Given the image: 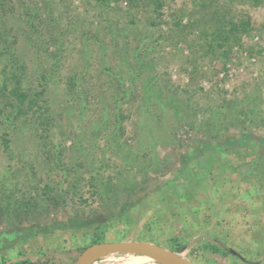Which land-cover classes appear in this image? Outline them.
<instances>
[{"label":"rangeland","instance_id":"1","mask_svg":"<svg viewBox=\"0 0 264 264\" xmlns=\"http://www.w3.org/2000/svg\"><path fill=\"white\" fill-rule=\"evenodd\" d=\"M2 1L0 263L73 264L96 228L264 264V0ZM219 17L250 22L226 56L201 36ZM10 70L32 107L2 91Z\"/></svg>","mask_w":264,"mask_h":264},{"label":"trees","instance_id":"2","mask_svg":"<svg viewBox=\"0 0 264 264\" xmlns=\"http://www.w3.org/2000/svg\"><path fill=\"white\" fill-rule=\"evenodd\" d=\"M97 1H103L105 3H109L111 0H97ZM153 1L155 5V11L157 12V16L161 15L159 13V10L163 6L162 0H150ZM128 2L132 5L135 0H128ZM213 0H199L196 2L199 9H197L198 12H202V10H209L212 8ZM3 4V1L0 0V6ZM129 22L133 23L132 19H129ZM214 26L212 30H209L208 25L206 24L203 28V31H201V36L205 37L207 39L208 43V49H210V52H214L215 50H220V54L222 56H226L228 53V50L226 49V44L228 41L237 42L239 40V34L247 32L250 28V22L248 19H240L239 21H232L228 19H222L217 18L214 23H212ZM1 38V37H0ZM1 43V39H0ZM4 44V41H2ZM1 46L0 53L2 54L5 50L8 52H11V49L8 48V45ZM11 68H18V70H23L25 68L22 61L18 58L13 57L11 63ZM9 82H11L12 85L9 86ZM2 91H8V95L13 99V101L18 104L19 106H24L26 108L32 107L35 103L32 98H29V95L26 91H24L21 87V76L16 71L10 70L9 75H7L3 81H2ZM23 107V108H24ZM22 109V107H21ZM254 110V109H250ZM253 112V111H251ZM242 142L243 140H246V138L242 137L240 139ZM8 138L3 137V143L4 146L7 147L8 145ZM207 164V157L205 154L202 155V157L199 159V165L200 167H203ZM49 188V187H48ZM50 190V189H49ZM94 232L91 236V242L89 244L102 242L104 241L103 230L94 228ZM99 230V231H97ZM88 244V245H89ZM88 245L85 246H79L77 248L78 254ZM183 245H180L182 247ZM174 251H178L177 249H173ZM77 254V255H78ZM0 264H36L33 261L29 259H20L9 263L1 262ZM45 264H55L51 261H47Z\"/></svg>","mask_w":264,"mask_h":264},{"label":"water","instance_id":"3","mask_svg":"<svg viewBox=\"0 0 264 264\" xmlns=\"http://www.w3.org/2000/svg\"><path fill=\"white\" fill-rule=\"evenodd\" d=\"M147 255L160 264H195L179 251L145 240L102 241L86 246L75 258L73 264H91L105 254Z\"/></svg>","mask_w":264,"mask_h":264},{"label":"bare ground","instance_id":"4","mask_svg":"<svg viewBox=\"0 0 264 264\" xmlns=\"http://www.w3.org/2000/svg\"><path fill=\"white\" fill-rule=\"evenodd\" d=\"M114 252H110L105 254V256H109L111 254H113ZM129 260H127V262H124L125 264H139L141 261H147L152 259L151 257L147 256V255H133V254H129Z\"/></svg>","mask_w":264,"mask_h":264}]
</instances>
